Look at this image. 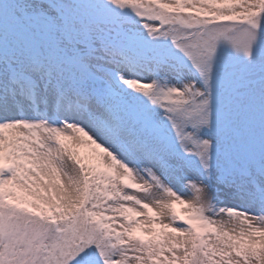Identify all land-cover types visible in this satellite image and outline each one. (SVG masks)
Instances as JSON below:
<instances>
[{"label":"snow or ice","instance_id":"snow-or-ice-1","mask_svg":"<svg viewBox=\"0 0 264 264\" xmlns=\"http://www.w3.org/2000/svg\"><path fill=\"white\" fill-rule=\"evenodd\" d=\"M0 264H264V0H0Z\"/></svg>","mask_w":264,"mask_h":264}]
</instances>
